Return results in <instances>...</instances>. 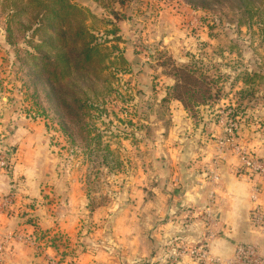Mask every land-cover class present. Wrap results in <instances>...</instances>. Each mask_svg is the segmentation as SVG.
I'll use <instances>...</instances> for the list:
<instances>
[{"label":"rangeland","instance_id":"rangeland-1","mask_svg":"<svg viewBox=\"0 0 264 264\" xmlns=\"http://www.w3.org/2000/svg\"><path fill=\"white\" fill-rule=\"evenodd\" d=\"M70 2L81 9L85 26L91 30L93 37H98L92 41L96 45L89 54L90 59L84 60L78 42H69L72 14L51 20L58 30L62 27L67 32L64 42L70 50L69 69L55 56L62 43L58 36L53 46L39 47L41 55H51L49 60L53 59L55 64L44 67L43 76L40 74L42 79L47 71L49 74L53 70L74 84L71 87L74 95L66 99L71 107L69 113H65L56 100L51 99L48 84L40 76L41 80L36 78V69L30 62V54L35 53L34 46L43 34V31H34L38 25L34 16L40 11L56 8L55 0H0V40L2 35L5 36V43L2 40L0 43V97H4V101L0 99V102H6L8 109L18 115L44 123L50 137L52 135L55 143H60L62 148L68 141L70 152L78 154L80 168L84 165L92 175V185L101 192L100 200L121 199L122 193L115 189L120 182L119 175L124 176L121 178L123 183H130L129 172L146 171L143 167L147 165L149 178L139 182L143 183L145 190L148 186V192L130 190L124 196L127 201L133 199L138 205L135 211L131 209L137 219H150V162L146 156L150 146L142 143L133 146L120 141L117 146H109L114 142L115 133L110 126L119 122L127 129L130 123L134 124L131 122L135 115L134 107L141 95L148 94L150 97V88L160 95L165 90L166 101L162 105H181L171 98L170 90L174 82L173 68L181 64L194 71L193 75L199 82L196 89H209L205 98L192 100V104L199 102L196 106L184 108L191 121L218 125V137L223 133V125L233 122L237 126L236 144L253 156L264 157V0ZM80 17L75 15L74 24H78ZM146 19L150 21V41L143 37L149 33L144 31L148 23ZM133 52L140 56H137L140 62L132 58ZM123 60L126 64H122ZM137 72L141 75L134 77ZM122 86L129 87L122 94L123 100L115 96V91L122 92ZM59 89H64V86L60 84ZM93 91L104 100L106 109L117 108L123 117L120 121L118 118V122L107 117L100 120L99 123L104 122V129L98 141L84 128L85 123H91L86 109L79 108L80 113L72 114L78 105L77 99L82 98L83 93L85 96L81 100L90 98ZM147 99L149 105L150 100ZM122 133L116 135H125ZM7 150L10 151L9 148ZM132 154L137 155L132 157ZM9 156V165L5 170L11 165V151ZM233 156L236 158L235 154ZM139 229L150 234V223L148 228L140 225ZM147 263L150 264V260Z\"/></svg>","mask_w":264,"mask_h":264},{"label":"crops","instance_id":"crops-1","mask_svg":"<svg viewBox=\"0 0 264 264\" xmlns=\"http://www.w3.org/2000/svg\"><path fill=\"white\" fill-rule=\"evenodd\" d=\"M146 21L144 31L149 33L143 37L150 41V21ZM137 56L132 53L140 62ZM137 74L141 75L137 72L134 77ZM164 96L165 90L160 95L153 88L150 97L141 95L131 119L134 124L127 129L118 122L123 117L117 108L104 114L119 118L110 126L115 133L109 146L120 142L150 146L146 151L150 219L142 220L131 212L138 205L133 199L127 201L124 193L148 192V186L145 190L139 182L149 178L147 165L146 171L129 172L130 183L124 184V176L119 175L115 189L122 193L121 199L100 200L92 175L84 165L80 168L68 141L62 148L44 123L18 115L0 102L1 140L11 151V165L0 168V197L11 194L15 208L11 214L0 211L1 264H49V259L59 264H148L149 260L150 264H208L173 257L182 242L195 244L204 236L205 209L214 219L208 241L211 256L228 257L238 242L256 243L264 252V227L251 221L255 206L264 216L262 183L257 200L251 201V182L234 173L236 158L227 150L216 159L220 127L192 122L181 105H162ZM96 127L103 133L104 122L98 121ZM128 128L132 131H124ZM119 131L125 135H116ZM242 142L245 145L244 138ZM149 223L150 234L140 231V225L148 228Z\"/></svg>","mask_w":264,"mask_h":264},{"label":"trees","instance_id":"trees-1","mask_svg":"<svg viewBox=\"0 0 264 264\" xmlns=\"http://www.w3.org/2000/svg\"><path fill=\"white\" fill-rule=\"evenodd\" d=\"M57 7L51 8L50 10L46 11H40L36 13L34 16L37 19L38 25L35 27L34 31H43L42 36L39 39V42L35 44L34 54H30L32 65L35 67L36 71L34 70V75H36V78L41 77L44 67L46 65H53V59L49 60V56L51 55H41L39 47L41 45H51L55 44V39L58 36V39H61V45L57 48V59L61 61L68 69L70 66V57H69V51L66 47V44L64 42V38L66 35V31H63L65 29L61 30L57 28L54 23L51 22V20L56 19L62 15H73V21L69 23V28L71 30L69 36V42L72 44L78 42L81 47V52L84 54V60L88 61L90 59V53L93 51V47L96 45V43H92V41L95 39H98L97 36H92L91 30L88 29L87 26H85L84 21V14L82 13L81 9L76 7L75 4L71 3L70 0H55ZM59 5V7H58ZM44 10V9H43ZM61 14V15H60ZM75 15L81 16L78 24H74V17ZM116 17V15H114ZM46 22V23H45ZM63 25V24H62ZM59 32V35L58 33ZM111 33H115V31L111 30ZM67 38V35H66ZM38 50V52H37ZM52 50V49H50ZM119 58H122L121 55L118 56ZM121 60V59H120ZM122 64H126L125 60L122 61ZM114 67V65H112ZM115 70V68H114ZM174 76H173V85L171 86V98L178 101L183 108L190 109L191 107H194V105L198 103H191L192 100L197 101V98L206 96L207 92H209L208 88L204 89H196L197 85H199L198 80L193 75L194 71L189 69L187 65L181 64L173 68ZM129 72V69H128ZM38 74V75H37ZM41 74V75H40ZM43 76V75H42ZM42 79V77H41ZM39 78V80H41ZM43 82H46L50 88V94L51 99L56 100L57 105L64 109V112L69 113L71 107L69 106V101L66 102V99L68 97V100L70 97H72L74 94L71 90V87L74 86L73 82L70 80H64L62 76L57 75L53 70L50 71V73L44 76L42 79ZM63 85L64 89H59V86ZM122 92L118 93L115 91V96H119V98H122V94L125 93V91H128L129 87L122 86ZM124 90V91H123ZM94 93L90 96V98L85 97V100H81L82 98H78L79 101L75 106V109L72 111V114L80 113L78 109L85 110L86 115L88 116V119L91 120V123H85L84 128H86L87 131H90L92 136H94L97 141L99 140L102 132L98 130L96 127V121H100L107 113V109L104 106V100L102 101L101 97H98V92L93 91ZM111 94V92H109ZM107 93V94H109ZM121 95V97H120ZM88 99V100H86ZM203 99V98H202ZM123 100V98H122ZM202 101V100H201ZM195 105V106H196ZM67 109V110H66ZM105 114V115H104Z\"/></svg>","mask_w":264,"mask_h":264},{"label":"built area","instance_id":"built-area-1","mask_svg":"<svg viewBox=\"0 0 264 264\" xmlns=\"http://www.w3.org/2000/svg\"><path fill=\"white\" fill-rule=\"evenodd\" d=\"M237 126L233 122L223 125L222 135L218 139L216 159L227 150L236 156V165L234 173L237 177L251 182L250 199L255 202L260 191V183L264 187V157L251 155L247 150L238 146L235 142V131ZM0 135V168L5 169L9 165V152L7 147L2 145ZM9 167V166H8ZM13 196L1 197L0 210L6 213L15 212ZM206 233L200 237L195 244H185L184 242L174 252V258L187 256L198 262L208 264H264V252L260 251L258 245L253 242H238L234 245L231 255L225 258L214 257L209 254L208 241L213 237L211 230L214 219L208 209L204 210ZM251 221L256 226L264 227V216L261 214L258 206L251 210ZM3 250L0 244V253ZM51 264L60 262L49 259Z\"/></svg>","mask_w":264,"mask_h":264}]
</instances>
